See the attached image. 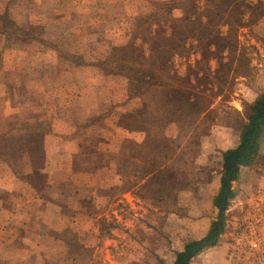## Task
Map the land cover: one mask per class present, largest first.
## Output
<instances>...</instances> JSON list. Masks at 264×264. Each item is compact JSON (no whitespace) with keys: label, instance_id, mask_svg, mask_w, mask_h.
I'll return each mask as SVG.
<instances>
[{"label":"rangeland","instance_id":"rangeland-1","mask_svg":"<svg viewBox=\"0 0 264 264\" xmlns=\"http://www.w3.org/2000/svg\"><path fill=\"white\" fill-rule=\"evenodd\" d=\"M140 19L148 25L138 27ZM10 21L24 32L6 29ZM128 40L138 48L123 59L155 70L152 83L133 87L112 65L113 49ZM174 91L198 104L185 106ZM254 92H264V0H0V95L18 111L10 122L36 127L47 113L45 130L22 140L19 169L36 168L32 179L43 189L50 181L43 133L53 134L55 115L79 139L76 174L52 177L59 184L48 192L59 203L43 201L37 220L31 208L25 222L26 243L39 245L27 264H166L171 245L191 231L197 241L209 236L220 206L226 214L216 242L226 240L231 262L264 264V170L231 179L228 206L217 200L222 150L238 146L242 103H253ZM6 108L0 102V112ZM64 138L47 143L55 149ZM0 195L10 207L21 198ZM5 244L0 264L18 253Z\"/></svg>","mask_w":264,"mask_h":264},{"label":"crops","instance_id":"crops-1","mask_svg":"<svg viewBox=\"0 0 264 264\" xmlns=\"http://www.w3.org/2000/svg\"><path fill=\"white\" fill-rule=\"evenodd\" d=\"M254 94H255V97L253 101L255 102L258 99L259 95L256 92H254ZM0 102L6 103L8 105V108H6V111H4V114L0 112V122H2L0 123V193L1 192L2 193L4 192L6 193L7 192L16 193L17 192L18 193L19 191L20 196H21V198L18 199L17 201H14L10 207V205H8L9 200L8 199L5 200L4 196L0 195V215L4 211H7L11 215H14V218L10 219V221H5L4 219H0V222L2 223V226H0V241L6 243L5 245L7 246L9 245L12 246L15 249V251L18 252V253H15V256L11 258L10 260H4V263L6 264H27L28 263L27 258L28 256H30V253L33 251V248H38L39 245L38 243H34V244L32 243L31 245L30 243H26L28 242L27 234H29V232L31 231V228L28 227L29 224L25 222L28 218H30L29 216L32 215V213H30V210H32L31 208H33L35 215H36L33 217V219L37 220V217H39L40 215L39 212H41V208L39 204L54 203L55 205H57L56 203H59L57 202V199H56L58 198V196L56 195L54 196L52 193L48 192V190L51 187H55L56 181L55 179L52 180V177H53V174H55V176L60 175L62 177L63 176L73 177V175L76 174V172H74V169H73V159L79 149V139L76 136H74V133L76 132L75 126L67 123V121L63 122L62 120L63 118L61 115H55L53 117V120H54L53 134H51L50 136H47L46 132L43 133V136H44V140H43L44 151L43 152L45 153L44 157L46 159V164L43 166L42 170L46 172V174H49L51 178L50 181L45 186L44 188L45 190H44L41 185L39 186L38 183L32 179V175H33L32 173L34 171L37 172L36 168L30 167L26 163V164H22L21 166L22 169H19L20 165L18 161L16 162V156L13 157L11 155L10 153L11 151L1 152V148L4 145L5 147H9L11 143L15 145L14 142L19 147L18 151H20L22 147L21 146L22 140L25 137H30L32 134H36V131L32 132L31 129L24 128L23 125L25 124H22L21 127L19 128L13 127L12 123L10 122V119L14 118V116L18 114V111L16 108H14V105L12 104L13 103L12 98L3 96L2 94L0 95ZM43 115H44L43 117L38 115V120L41 121V120L46 119V116H47L46 111L43 112ZM51 136L52 137L56 136L59 138L68 136V138H64L66 140H64V142L62 140L60 144H57L59 146L53 149L52 146L47 143L48 140L51 138ZM260 143H261L260 152H259V157L256 161V164H253L251 166H240L239 167L240 174H243L246 171L253 172L255 170H258L260 172L264 170V167L262 166V162H264V133L262 135ZM232 148H235V147L224 149L222 150V152L228 149H232ZM23 150L25 151V148ZM54 150L57 151L58 153V159L53 164V162L51 161L53 159L52 156H53ZM259 162H261L260 165H259ZM261 166L263 169L259 168ZM259 179L261 180L262 185H264V171H263V174L260 173ZM21 188H23L24 191L21 190ZM219 192H218V195H219ZM26 193H30L31 197L24 196ZM43 194H45L46 197H44ZM7 207H10V208H7ZM205 220L206 218L195 223L192 226L193 231L202 227L201 225H205ZM212 223H211V226H212ZM211 226H210V230H211ZM203 229L205 228L203 227ZM190 231H188V233ZM190 233L192 234L190 235L191 237L190 240L186 241L182 245L181 244L171 245V249L168 254V257L170 255V259L166 262V264H175L177 253L184 251L186 245H188L189 243L198 240V236L200 234L193 235L192 231ZM210 235L212 236L211 232H209V236ZM184 238L185 236L182 239ZM206 245L208 246L206 247ZM204 247L206 248L201 250L198 255L194 256L191 259L190 264H233L230 260L231 258L229 257L230 247L227 244L226 240L220 238L218 242H216L215 244H211L210 239H209V242L204 243L203 248Z\"/></svg>","mask_w":264,"mask_h":264},{"label":"trees","instance_id":"trees-1","mask_svg":"<svg viewBox=\"0 0 264 264\" xmlns=\"http://www.w3.org/2000/svg\"><path fill=\"white\" fill-rule=\"evenodd\" d=\"M194 9V8H193ZM188 14L184 21L190 22L191 16L188 11ZM150 17V15H149ZM183 20V19H182ZM148 25L147 20L140 19L138 22V27H143L144 25ZM145 25V26H146ZM9 28V30H12L14 32H24L17 26L13 24L12 21L8 23L6 26ZM150 27H148L146 30L148 31ZM207 34V33H206ZM141 36L143 34H138L134 41L137 39H141ZM212 36V35H211ZM204 37H202L203 39ZM206 38H208V34L206 35ZM201 39V40H202ZM212 40V39H211ZM218 35L215 39H213L211 42L213 44H217ZM133 41V42H134ZM131 44V40H128L126 44L114 48L110 59L112 61V65L115 66V68H118L121 70V72H124L127 78L130 80L131 86H136V84L141 82H148L152 83L155 80V70L152 68L145 67L142 63L138 65V60L134 59V57H131V61H127V59H123V55L126 56L131 55L132 53H136L138 46L136 42L134 45L129 47ZM186 45L183 44V48ZM128 47L130 48L128 52ZM182 47V46H181ZM135 51V52H132ZM142 51V50H141ZM108 63H110L108 61ZM134 63V64H131ZM154 64H157V61L153 62ZM168 63L161 62L162 67L167 66ZM177 89V88H175ZM176 94V98L179 101H182L185 103V106L189 107H195L198 103L193 102L194 97H186L183 96L182 91H174ZM243 107H247V113L245 115V121L241 120V126H242V132H241V138L240 142L237 147L228 149L224 152H222L223 157V167H224V173L222 177V189L220 191V194L217 197L218 203L222 202L224 206H228L229 200L234 197V192L230 190L231 187V179L233 171L236 170V178L239 176L240 166H251L256 163L259 152H260V146H261V138L264 133V92L258 97V99L253 103H247L243 102ZM236 113L240 114V111L235 109ZM36 127H31L30 124L23 125L24 128L31 129V131L35 132L37 130H45L43 129L44 122L40 120H36ZM47 130V129H46ZM49 130V129H48ZM48 131H46L47 133ZM31 136H38L37 134H32ZM30 136V137H31ZM33 140V139H32ZM15 145L11 143L9 146L11 151V155L13 157L16 156V154L19 152V147L14 142ZM228 198L227 201L224 202V198ZM223 224L224 219L222 213H220L219 218L216 221H213L210 232L212 233V236L210 238V243L215 244L218 236L223 232ZM204 242L203 241H194L186 245L184 251L178 252L176 255V261L175 264H190L192 257H194L197 253H199L203 249Z\"/></svg>","mask_w":264,"mask_h":264},{"label":"water","instance_id":"water-1","mask_svg":"<svg viewBox=\"0 0 264 264\" xmlns=\"http://www.w3.org/2000/svg\"><path fill=\"white\" fill-rule=\"evenodd\" d=\"M232 179H236V170L233 171ZM220 211H221L223 216L226 214V209L222 206H220ZM210 237H211V235L205 239L204 243L209 242Z\"/></svg>","mask_w":264,"mask_h":264},{"label":"built area","instance_id":"built-area-1","mask_svg":"<svg viewBox=\"0 0 264 264\" xmlns=\"http://www.w3.org/2000/svg\"><path fill=\"white\" fill-rule=\"evenodd\" d=\"M252 249L255 250V249H258L259 248V243L257 241H255L253 244H252Z\"/></svg>","mask_w":264,"mask_h":264}]
</instances>
